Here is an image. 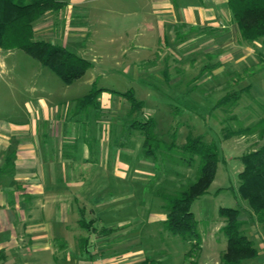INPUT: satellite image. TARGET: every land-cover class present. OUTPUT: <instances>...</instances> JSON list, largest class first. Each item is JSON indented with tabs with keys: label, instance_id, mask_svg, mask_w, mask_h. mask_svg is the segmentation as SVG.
I'll use <instances>...</instances> for the list:
<instances>
[{
	"label": "rangeland",
	"instance_id": "1",
	"mask_svg": "<svg viewBox=\"0 0 264 264\" xmlns=\"http://www.w3.org/2000/svg\"><path fill=\"white\" fill-rule=\"evenodd\" d=\"M104 19L108 24L99 26L101 18H85L87 30L98 25L104 36L117 35L127 28L131 39L95 47L86 57L77 53L91 62L82 78L65 84L48 67L15 48L5 60L9 75L5 82L0 81L3 118L27 121L26 99L38 94L50 96L49 106L60 113V124L66 121L62 151L66 169L69 162H76L74 140L86 139L93 146L88 161L96 163L92 173L102 174L103 180L96 177L92 183L78 184L85 186L81 199L70 186L68 228L60 231L55 244L59 264H106L108 259L124 257L129 259L128 264H145V259L152 260L149 264H193L191 259H184L189 243L164 228L163 201L155 192L186 185L194 179L195 169L176 164L175 153L173 160L166 151L164 160L160 155L156 161L147 157L143 135L128 128L135 117L151 118L156 136L168 143L175 132L178 146L187 135L199 134L217 146L219 161L214 180L191 207L202 241L196 264H220L226 247V237L220 230L224 225L220 207L239 210L244 232L259 256H264V226L237 194L238 172L243 167L240 157L259 141L249 133L223 137L229 130L251 126L264 117V44L241 41L233 18H228L223 24L205 25L193 33L183 26L165 24L163 31L155 32L141 49L134 41V18ZM54 20L53 32L58 36L52 33V37L60 42V18ZM93 81L96 87L131 90L143 102L142 108L130 113L126 98L103 92L95 116L75 114L77 100L91 89ZM232 93L237 95L232 102L216 105L222 96ZM81 217L91 221V226L82 227Z\"/></svg>",
	"mask_w": 264,
	"mask_h": 264
},
{
	"label": "crops",
	"instance_id": "2",
	"mask_svg": "<svg viewBox=\"0 0 264 264\" xmlns=\"http://www.w3.org/2000/svg\"><path fill=\"white\" fill-rule=\"evenodd\" d=\"M60 1L64 6L59 11H48L33 23L34 38L60 43L82 56L94 53L95 47L131 39L127 28L117 35L102 36L99 26L108 24L104 18H134L131 20L135 24L134 41L141 49L145 47L144 41L153 38L155 32L163 31L165 24L183 26L193 33L197 28L216 26L232 18L227 0ZM54 18H60V42L52 37ZM85 18H101L100 24L87 30ZM56 34L53 35L58 36ZM11 53L13 49L0 48L2 82L9 75L5 60ZM49 97L38 94L34 99H26L29 101H25V119L32 120L31 125L29 119L18 121L10 116L0 117V167L4 164L6 151L9 148L15 151L13 170L0 175V264H59L55 244L60 240V231L68 228L67 192L72 187L81 199L85 186L78 184L92 183L102 175L92 173L96 163L88 161L90 152L86 139L73 141L76 162H69L65 168L62 151L66 121L60 124V113L50 108ZM38 121L40 126H37ZM89 200L93 203L95 198ZM124 258L110 262L108 259L106 264H128L129 259ZM256 260V264H264V256Z\"/></svg>",
	"mask_w": 264,
	"mask_h": 264
},
{
	"label": "trees",
	"instance_id": "3",
	"mask_svg": "<svg viewBox=\"0 0 264 264\" xmlns=\"http://www.w3.org/2000/svg\"><path fill=\"white\" fill-rule=\"evenodd\" d=\"M227 5L245 43L261 42L264 44V0H227ZM64 6L60 0H0V48L21 49L37 60L41 65L52 70L65 84H71L82 78L91 67V62L81 55L69 50L60 43L45 39H35L33 23L48 11L57 12ZM103 92L119 94L130 104V113L139 111L143 102L137 100L131 90L119 92L104 87H96L93 81L91 89L77 100L75 114L85 118L95 116L100 108L99 97ZM235 93L222 96L217 106L232 102ZM154 121L134 118L128 128L143 135L142 147L144 154L153 161L158 155L164 160L174 159L176 164L195 169V177L186 185L172 191L157 189L156 195L163 201L165 219L164 228L173 236H178L190 248L184 254V259H191L196 264V258L201 250V236L198 230V220L191 210L192 204L200 196L207 193L214 180L219 161L217 146L213 141H207L203 135H187L180 146L175 144L176 135L172 133V142L168 143L156 136ZM225 130H223L224 132ZM254 134L259 141L253 149L241 155L242 169L238 172V196L245 200L255 214L257 220L264 226V117L251 126L229 130L223 137ZM89 152L93 146L86 140ZM15 151H6L4 164L0 167V175L14 168ZM224 225L220 228L226 237V247L220 257V264H252L258 257V249L243 230L245 222L240 219L239 210L232 207H220L218 210ZM82 227L91 226L82 217L79 220ZM152 260L145 259L149 264Z\"/></svg>",
	"mask_w": 264,
	"mask_h": 264
}]
</instances>
